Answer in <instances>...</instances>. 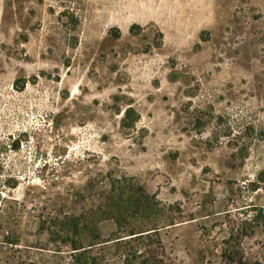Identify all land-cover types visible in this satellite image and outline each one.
I'll use <instances>...</instances> for the list:
<instances>
[{
  "label": "rangeland",
  "instance_id": "obj_1",
  "mask_svg": "<svg viewBox=\"0 0 264 264\" xmlns=\"http://www.w3.org/2000/svg\"><path fill=\"white\" fill-rule=\"evenodd\" d=\"M123 178L121 251L264 264V0H0V264H123Z\"/></svg>",
  "mask_w": 264,
  "mask_h": 264
},
{
  "label": "trees",
  "instance_id": "obj_2",
  "mask_svg": "<svg viewBox=\"0 0 264 264\" xmlns=\"http://www.w3.org/2000/svg\"><path fill=\"white\" fill-rule=\"evenodd\" d=\"M132 111L126 110L123 114L122 126L124 128H130L132 125V118H130ZM126 179H117L112 180L111 190L105 198L104 211L101 212V215L104 218L111 219L117 226V237L114 240L106 241L102 243H94L100 238L98 234H95V238L90 247H94L99 244L111 243L115 245L117 249L116 253L123 256V264H135L136 260H139L138 264H167L163 259L162 255H159L158 251L154 249L151 250L150 246H144V250H140L139 247H136L134 251L130 254L121 251L119 248L124 246H129L131 243H135L140 240L147 239L149 240L152 234L157 233L154 229L152 232L141 231L134 232L129 231L125 232L122 227V223L132 218V216H145L149 214L154 207H157V202H152V197H150L144 189L141 187L133 191V188L129 185H126ZM74 234H78V226L75 223ZM127 234V236L121 237L120 235ZM158 243V248L161 250L160 243ZM74 251H80L78 253L84 254L88 251L85 247L80 245L72 246ZM92 261H95L93 259ZM80 264V262H78Z\"/></svg>",
  "mask_w": 264,
  "mask_h": 264
}]
</instances>
